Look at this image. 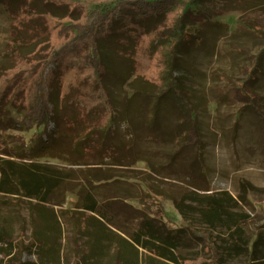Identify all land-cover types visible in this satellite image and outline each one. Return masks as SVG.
Returning a JSON list of instances; mask_svg holds the SVG:
<instances>
[{"label": "trees", "instance_id": "1", "mask_svg": "<svg viewBox=\"0 0 264 264\" xmlns=\"http://www.w3.org/2000/svg\"><path fill=\"white\" fill-rule=\"evenodd\" d=\"M10 1L0 0V9L14 21H28L24 15L27 5L13 0L18 4L11 10ZM42 1L62 8L65 14L44 16V41L26 57H16L14 65L0 74V102L20 107L23 117L16 122L29 130L33 125L57 123L54 96L57 104L72 98L87 128L83 141L90 138L85 146L78 143L73 149L85 160L117 155V145L108 146L102 134L94 133L108 123L111 113L116 114V103L106 83L111 73L101 52L104 45L128 58L132 73L145 82L159 87L170 80L168 87L154 97L157 111L167 93L175 91L177 95L174 73L183 71L178 68L188 69L189 60L195 69L201 61L198 55L202 56L215 35L204 20L191 13L187 0ZM259 32L264 35V30ZM255 59L238 93L229 96V91L215 89V97L243 99L249 94L261 98L258 93L264 91V47L257 50ZM176 97L171 98L186 116L162 142L170 146L176 136L186 138L171 162L196 148L192 165L199 171L194 172L191 164L185 169V163L180 166L182 177L189 180L192 173L203 176L208 169L194 110L181 95ZM240 112L241 118L249 114L260 119L256 109ZM125 122L126 133L119 136L133 135L129 121ZM236 123L238 134L242 130ZM263 126L259 123L257 132L261 133ZM115 133L112 131V135ZM43 138L35 150H25L16 158L0 157V257L7 264H226L232 260L264 264V230L251 231L247 226L250 217L241 210L246 193L255 189L251 183L242 182L241 193L236 196L226 190L208 192L199 185L200 189L173 200L188 226L193 221L205 226L200 231L187 227L188 233L184 228L173 229L163 218L157 199L160 193L151 194L149 186L143 191L139 183L115 175L124 167L121 164L100 160L83 164L87 170L78 179L73 169L39 161L40 151L54 137L47 131ZM170 161L165 167L171 166ZM134 201L138 208L133 207ZM23 207L27 218L21 214ZM125 224L133 229H125ZM198 245L199 251L195 249ZM25 255L35 259H23Z\"/></svg>", "mask_w": 264, "mask_h": 264}, {"label": "rangeland", "instance_id": "2", "mask_svg": "<svg viewBox=\"0 0 264 264\" xmlns=\"http://www.w3.org/2000/svg\"><path fill=\"white\" fill-rule=\"evenodd\" d=\"M21 1L28 7L24 13L29 18L28 21L24 18L14 21L7 11L0 9V74L14 65L16 57H26L44 41V16L60 17L65 14L62 8L46 4L42 0ZM187 1L191 13L200 18V21L204 20L203 23L209 25L215 35L208 47L202 50V56L198 55L201 61L199 60L195 69L189 60L188 69L178 68L183 71L174 73L177 95L175 91L167 93L159 101L157 111L154 110V97L168 87L170 80H164L159 87L153 86L134 75L132 62L116 53L112 46L104 45L101 49L111 73L106 77V83L116 103L113 106L116 114L111 113L108 123L94 129V133L99 136L102 134L108 146L117 145L119 149L116 148L117 155L114 158L106 156L103 160L97 157L85 160L73 149L78 143L86 145L85 141L87 143L90 139L88 137L83 141L87 128L78 116L77 104L73 99L66 97L57 104L56 96L53 97V102L56 104L57 123L33 125L29 130L16 122L23 117L20 107L11 102H0V157L16 158L15 155L20 156L25 150H35L39 140L44 139V134L49 131L54 137L53 142H49L40 151L39 161L56 164L66 170L73 169L78 179H81L82 171L87 170V163H98L100 160V163L121 164L124 167L117 169L116 174L112 173L120 174L121 179L129 183H139L143 191L149 186L153 191L151 194L160 193L157 199L163 208V218L169 221L173 229L184 228L188 233L187 227L200 231L205 226L198 221H193L188 226L174 208L173 200L180 199L190 190L200 189L199 185L208 189V192L226 190L236 196L241 193V183L247 181L255 189L246 193L241 210L250 217L247 226L251 231L264 230V130L257 132V125H264V91L258 93L261 98L249 94L243 99L234 97L222 100L221 96L215 97V89L220 92L229 91V96L234 92L238 93L255 64L257 50L264 47V35L259 32L264 30V0ZM17 4L18 1H10L11 10L16 9ZM172 95L173 98L181 95L194 110L204 147L202 157L208 169L203 176L189 171L192 173L189 180L182 177V163H185L184 169L191 164L194 172L199 171L192 165L195 147L188 151L189 154L184 151L183 157L180 154L173 162L170 161L178 147L185 144L186 138L176 136L170 146H165L166 143L162 142L170 137L169 131L186 116L183 111L178 110ZM253 109L259 111L260 119L249 114L241 118L240 111L248 113ZM116 119L118 122H115ZM125 121H129V132L134 136H119L126 133ZM235 123L242 130L238 134ZM71 125L74 127L71 128ZM112 131L116 132L115 135H112ZM169 161L171 166L165 167ZM185 173L188 174V169ZM131 203L133 207H139L137 202ZM21 214L25 218L28 216L24 207ZM130 228L131 225L125 224V229ZM195 249L199 251V245ZM23 259L34 260L35 257L25 255ZM0 264H7L6 259L0 257ZM226 264L244 263L232 260Z\"/></svg>", "mask_w": 264, "mask_h": 264}]
</instances>
